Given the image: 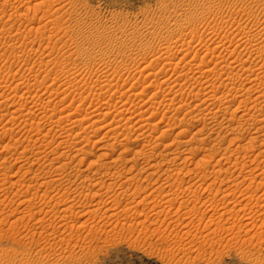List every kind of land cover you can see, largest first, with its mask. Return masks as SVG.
Here are the masks:
<instances>
[{
	"label": "rangeland",
	"instance_id": "374dc122",
	"mask_svg": "<svg viewBox=\"0 0 264 264\" xmlns=\"http://www.w3.org/2000/svg\"><path fill=\"white\" fill-rule=\"evenodd\" d=\"M236 11H243L242 21L264 23V0H0V136L11 135L0 154V264H264V137L254 133L264 130V115L257 112L264 114L258 99L264 84L252 87L249 73L240 72L236 89L224 88L230 77L214 63L237 55L213 49L234 38L219 17ZM204 53L212 63L202 72L213 65L216 72L187 73ZM170 58L176 64L182 59V66L169 67ZM243 58L251 63L255 56ZM152 72L173 80L158 76L151 82L146 75ZM192 92L200 96L192 98ZM48 94L55 106H49L46 123H38L31 100ZM65 106L87 125L71 130L62 121L46 139L52 108ZM123 109L137 115L125 130ZM211 109L228 116L216 122L225 126L220 135L204 125ZM246 112L251 120L244 125L240 116ZM22 116L37 119L38 126L23 124ZM95 119L105 129L95 131ZM235 126V136L229 135ZM113 127L119 128L114 135L108 133ZM65 131L74 133L62 149L57 145L63 138L54 139ZM40 136L43 142L33 141ZM245 143L254 147H239ZM61 161L70 163L66 170L57 168Z\"/></svg>",
	"mask_w": 264,
	"mask_h": 264
},
{
	"label": "bare ground",
	"instance_id": "6f19581e",
	"mask_svg": "<svg viewBox=\"0 0 264 264\" xmlns=\"http://www.w3.org/2000/svg\"><path fill=\"white\" fill-rule=\"evenodd\" d=\"M46 2V1H45ZM46 4V3H45ZM37 5H38V3H37ZM42 5V4H41ZM241 5V4H240ZM34 6V5H33ZM32 7V6H31ZM34 8V7H33ZM245 9V8H244ZM243 9V10H244ZM245 11V10H244ZM242 12L243 11H236V13L235 14H230V15H228V16H223L224 18H220L219 17V20H220V23H224V24H226L227 26H229V25H231V28H232V31H233V33L231 32V34H233L234 35V38L233 39H231L230 41H225L226 42V44H225V42H224V44H223V41H222V45L221 44H219L218 45V47L217 46H213V49L216 47V49H217V51H219L220 50V53H221V51H223V50H226V51H237V55H234V56H231L229 59L228 58H226V60L225 59H222L221 57H224V54H223V56H220V53H219V57L221 58L220 60H218V63H217V61H216V59H215V66L216 67H218V69L219 68H221L223 71L225 70L226 71V74L228 75V81L225 83V82H223L224 84V88H230V84H235L236 82H235V80L237 79V78H239L240 76H243L242 74L243 73H246V72H248L249 73V77L251 78V79H249V81L250 82H248L249 84H250V86H252L253 87V85H255V84H257V83H260V80H261V84L260 85H262V84H264V77L263 76H261V74H264V23H259L258 24V22H252V21H242L243 19L242 18H240L241 16H242ZM29 13V12H28ZM197 13V12H196ZM1 14V13H0ZM220 16V15H219ZM38 18V17H37ZM43 18V17H42ZM188 18V17H187ZM255 18V17H254ZM20 19V18H19ZM34 19V18H33ZM39 19V18H38ZM258 19V18H257ZM30 20V19H29ZM189 20V19H188ZM246 20V19H245ZM262 20V19H261ZM182 21V20H181ZM215 21V20H214ZM256 21V20H255ZM46 23V22H45ZM176 23V22H175ZM224 26V25H223ZM60 27V26H59ZM220 27V26H219ZM230 27V26H229ZM38 28V27H37ZM227 28V27H226ZM39 29V28H38ZM56 29V28H55ZM214 32H215V30H214ZM40 33V32H39ZM124 33V32H123ZM192 34V33H191ZM214 34V33H213ZM219 34V33H218ZM25 35V34H24ZM39 35V34H38ZM125 35V34H124ZM216 35V34H215ZM175 36H176V34H175ZM229 36V35H228ZM131 37V36H130ZM39 38V37H38ZM164 38V37H163ZM182 38V37H181ZM223 38V37H222ZM232 38V37H231ZM33 39V38H32ZM37 39V38H36ZM41 39H43V38H41ZM236 39V40H235ZM238 39V40H237ZM28 40V39H27ZM50 40H51V38H50ZM228 40V39H227ZM39 41V40H38ZM183 41V40H182ZM21 42V41H20ZM95 42V41H94ZM122 42V41H121ZM185 42V41H184ZM217 43H218V41H217ZM189 45V44H188ZM209 45V44H208ZM53 47V46H52ZM30 49V48H29ZM206 49H208L207 47H206ZM37 50V49H36ZM92 50V49H91ZM96 50V49H95ZM203 50V49H202ZM210 50H212V49H210ZM107 51V50H106ZM206 51V50H205ZM216 50H215V52H217ZM255 51V52H254ZM203 52V51H202ZM208 52H210L209 50H208ZM214 52V51H213ZM213 52H212V54H213ZM31 53V52H30ZM211 53V52H210ZM223 53V52H222ZM232 53V52H231ZM247 53H250L251 55H254L255 56V58H253V60H254V62H251V63H248V61H246L244 58H243V56L245 55V54H247ZM255 53H256V55H255ZM87 54V53H86ZM208 54V53H207ZM216 54V53H215ZM204 55H205V53H204ZM200 56V55H196L197 57H201L199 60H201L200 62H198L197 63V61H196V63L195 62H192L193 64H191V63H189L190 65L187 67L186 65H183V67L182 68H184L185 66L189 69H187L186 71H188L187 73H196V72H202L203 70H204V68H202L204 65H205V63H208V62H210V63H212L211 61H208V62H206L204 59H205V57H206V55L205 56ZM249 55V54H248ZM25 56H27V55H25ZM43 56V55H42ZM113 56V55H112ZM195 56V55H194ZM210 56V55H209ZM208 56V57H209ZM215 56V55H214ZM218 56L216 57L215 56V58H218ZM30 57V56H29ZM28 57V58H29ZM248 57V56H247ZM96 58V57H95ZM135 58V57H134ZM211 58H214L213 56L211 57ZM210 58V59H211ZM173 59V60H172ZM219 59V58H218ZM244 59V60H243ZM250 59V58H249ZM63 60V59H62ZM174 60H175V58H170V61H169V63L167 64L169 67L170 66H172L173 67V65H174V67L176 66V65H179V67H181L182 65L180 64V62L182 61V59H181V61L179 60L178 61V63L176 64V62H174ZM213 60V59H212ZM192 61V60H191ZM134 62V61H133ZM182 63V62H181ZM187 63V62H186ZM185 63V64H186ZM253 63H255V64H253ZM42 64V63H41ZM44 64V63H43ZM116 64V63H115ZM136 64V63H135ZM195 64V65H194ZM217 64V65H216ZM221 65V67H219L220 65ZM181 65V66H180ZM188 65V64H187ZM40 66V65H39ZM45 66V65H44ZM167 66V67H168ZM105 67V66H104ZM139 67V66H138ZM150 67V66H149ZM177 67V66H176ZM178 67V68H179ZM216 67H214V65L212 66V68H207V69H205V71L204 72H208L209 74L211 73V74H213L214 72L213 71H215V68ZM145 68V67H144ZM177 68V69H178ZM107 69V68H106ZM146 69V68H145ZM144 69V70H145ZM151 70H153L152 68H150ZM169 69V68H168ZM174 69V68H173ZM176 69V68H175ZM181 69V68H180ZM101 70V69H100ZM125 70V69H124ZM127 70V69H126ZM137 70V69H136ZM139 70H141V69H139ZM217 70V69H216ZM104 71V70H103ZM142 71V70H141ZM167 71V70H166ZM184 71V70H183ZM222 71V72H223ZM68 72H70V71H68ZM78 72V71H77ZM101 72V71H100ZM164 72V71H163ZM175 72V71H174ZM174 72H173V75H174ZM204 72H202L203 74H204ZM213 72V73H212ZM216 72V71H215ZM240 72H242V74L240 75L239 73ZM50 73V72H49ZM148 73H150V71L148 72ZM161 73V74H160ZM160 73H157V72H152L151 74H149V75H146L147 76V79H151V82H152V78H154V79H156V78H158V76L161 78V79H163V81L165 82V81H168V80H166L163 76H160V75H162V72H160ZM176 73V72H175ZM121 74H123V73H121ZM184 74H185V72H184ZM202 74V75H203ZM233 74V75H232ZM247 74V73H246ZM70 75V74H69ZM72 75V74H71ZM74 75V74H73ZM78 75V74H77ZM82 75V74H81ZM176 75V74H175ZM179 75V74H178ZM182 75V74H181ZM187 75V74H186ZM223 75V74H222ZM237 75L239 76V77H237ZM255 75V77L253 78V76ZM146 76H145V78H146ZM172 76V75H171ZM198 76V75H197ZM81 78H82V76H80ZM79 77V78H80ZM92 77V76H91ZM106 77V76H105ZM175 77V76H174ZM177 77V76H176ZM184 77H186V76H184ZM227 77V76H226ZM226 77H225V80H226ZM248 77V78H249ZM55 78V77H54ZM75 78H76V76H75ZM144 78V79H145ZM169 78H171V77H169ZM71 79V78H70ZM73 79V78H72ZM206 79V78H205ZM208 79V78H207ZM223 79V78H222ZM246 79H247V76H246ZM67 80V79H66ZM76 80V79H75ZM78 80V79H77ZM81 80V79H80ZM79 80V81H80ZM171 80H173L172 78H171ZM171 80H169L170 81V83H171ZM178 80V79H177ZM192 80V79H191ZM224 79H223V81H225ZM231 82H230V81ZM240 80V79H239ZM68 81V80H67ZM73 81H74V79H73ZM109 81V80H108ZM179 81V80H178ZM200 82H201V80H199ZM208 81V80H207ZM206 81V82H207ZM209 81H211V80H209ZM242 81H243V79H242ZM245 81V80H244ZM62 82V81H61ZM111 82V81H110ZM156 82V81H155ZM158 82V81H157ZM157 82H156V84H157ZM161 82V81H160ZM215 82V81H214ZM235 82V83H234ZM70 83V82H69ZM79 83V82H78ZM169 83V84H170ZM195 83V82H194ZM198 83V82H197ZM205 82H203L202 84H204ZM208 83V82H207ZM210 83H213V82H210ZM246 83V82H245ZM248 83H246V84H248ZM36 84V83H35ZM64 84V83H63ZM161 84V83H160ZM160 84H158V85H160ZM189 84V83H188ZM192 84V83H191ZM219 84H222L221 82L219 83ZM252 84V85H251ZM20 85V84H19ZM133 85V84H132ZM148 85V84H147ZM151 85V84H150ZM162 85V84H161ZM167 85V84H166ZM198 85V84H197ZM200 85V84H199ZM236 85L237 84H235V85H231L232 87H231V89H236ZM258 85V84H257ZM256 85V86H257ZM67 86V85H66ZM73 86V85H72ZM144 86V85H143ZM206 86H208V85H206ZM213 86V85H212ZM218 86H220V85H218ZM218 86L215 88V89H217L218 88ZM245 86V85H244ZM243 86V87H244ZM75 87V86H74ZM158 87V86H157ZM202 87V86H201ZM200 87V88H201ZM214 87V86H213ZM251 87V88H252ZM261 87H263V86H261ZM23 88V87H22ZM28 88V87H27ZM30 88V87H29ZM32 88V87H31ZM30 88V89H31ZM100 88V87H99ZM133 88V87H132ZM142 88H144V87H142ZM146 88V87H145ZM144 88V89H145ZM191 88V87H190ZM206 88V87H205ZM220 88V87H219ZM241 88V87H240ZM250 88V87H249ZM258 88H259V86H258ZM29 89V90H30ZM143 89V90H144ZM158 89V88H157ZM189 89V88H188ZM193 89V88H192ZM192 89H191V91H192ZM214 89V90H215ZM228 89L226 90V91H228ZM244 89V88H243ZM255 89V88H254ZM257 89V88H256ZM261 89V88H260ZM259 89V90H260ZM32 90V89H31ZM69 90V89H68ZM137 90V89H136ZM220 90V89H219ZM238 90H239V88H238ZM242 90V89H241ZM18 91V90H17ZM67 91V90H66ZM198 91V90H197ZM206 91V90H205ZM217 91H218V89H217ZM221 91V90H220ZM232 90H230V92H231ZM237 91V90H236ZM255 91V90H254ZM19 92V91H18ZM26 92V91H25ZM162 92H164V91H162ZM214 92V91H213ZM212 92V93H213ZM229 92V93H230ZM239 92V91H238ZM24 93V92H23ZM21 94L22 96L24 95V94ZM28 93H29V91H28ZM98 93V92H97ZM119 93V92H118ZM143 93V92H142ZM155 93V92H154ZM158 93V92H157ZM172 92H170V94H171ZM178 93V92H177ZM190 93V92H189ZM196 93V92H195ZM211 93V94H212ZM218 93H220L219 91L217 92V94ZM224 93H225V91H224ZM232 93V92H231ZM235 93V92H234ZM260 93V92H259ZM27 94V93H26ZM115 94V93H114ZM123 95H124V93H122ZM121 94V95H122ZM136 94V93H135ZM161 94V93H160ZM167 94V93H166ZM191 94H193V92L191 93ZM204 94V93H203ZM208 94V93H207ZM214 94H215V92H214ZM213 94V95H214ZM236 94V93H235ZM234 94V95H235ZM30 95V94H29ZM47 95V94H46ZM49 95V94H48ZM90 95V94H89ZM122 95V96H123ZM162 95V94H161ZM181 95V94H180ZM189 95V94H188ZM197 95L198 94H195V96H196V98H197ZM221 95V94H220ZM225 95H228L227 93L225 94ZM224 95V96H225ZM237 95V94H236ZM235 95V96H236ZM5 96V95H4ZM25 96V95H24ZM34 96V95H33ZM94 96V95H93ZM155 96V95H154ZM164 96V95H163ZM167 96V95H166ZM165 96V97H166ZM173 96V95H172ZM171 96V97H172ZM194 96V94H193V96H192V98L193 97H195ZM198 96H200V94L198 95ZM204 96V95H203ZM210 95H208L207 96V98L209 97ZM217 96V95H216ZM238 96H241L240 94L238 95ZM257 96H258V94H257ZM256 96V98H254L255 100H254V104H256V102H258L257 100L258 99H263L264 100V89L262 90L261 89V93L259 94V98ZM16 97V96H15ZM25 97H27V96H25ZM30 97H32V96H30ZM124 97V96H123ZM156 97V96H155ZM164 97V98H165ZM175 97V96H174ZM211 97V96H210ZM214 97V96H213ZM226 97V96H225ZM229 97V96H228ZM227 97V98H228ZM231 97H233V96H231ZM20 98H22V97H20ZM24 98V97H23ZM28 98V97H27ZM113 98V97H112ZM141 98V97H140ZM164 98L162 99V100H164ZM182 98V97H181ZM202 98V97H201ZM215 98H217V97H215ZM240 98V97H239ZM258 98V99H257ZM14 99V98H13ZM29 99H31V98H29ZM86 99V98H85ZM139 99V98H138ZM165 99H167V98H165ZM171 99H173V97L171 98ZM170 99V100H171ZM200 99V98H199ZM230 99V98H229ZM257 99V100H256ZM16 100V99H15ZM21 100V99H20ZM59 100V99H58ZM57 100V101H58ZM112 100V99H111ZM173 100H175V99H173ZM180 100V102L182 101L181 99H179ZM207 100V99H206ZM205 99H204V101H206ZM210 101H211V99H209ZM214 100V99H213ZM216 100V99H215ZM241 100V99H240ZM18 101V100H17ZM61 101V100H60ZM106 101V100H105ZM112 101H114V100H112ZM146 101V100H145ZM147 101H149V100H147ZM167 101H169L168 99H167ZM177 101V100H176ZM234 101H236V97H234L233 99H231L230 100V104H233L232 102H234ZM260 101V100H259ZM56 102V101H55ZM55 102H54V104H55ZM62 102H64V101H62ZM108 103H106V102H104V103H106V104H109V101H107ZM111 102V101H110ZM164 102V101H163ZM171 102H172V100H171ZM174 102V101H173ZM173 102L171 103V104H173ZM179 102V101H178ZM207 102V101H206ZM205 102V103H206ZM218 102V101H217ZM263 102V101H262ZM14 103V102H13ZM16 103V102H15ZM26 103V102H25ZM53 103V100H52V98L50 99V95L49 96H47V98H45V99H42V98H39V99H35V98H33L32 100H31V105H32V107L33 108H36V109H34L35 111H37L38 113H36V115L39 117V118H37V117H35V118H37V119H39L40 121L38 122V123H46V122H44V120H45V118L47 117V116H49V115H47L48 114V111H49V106H51V105H53L52 104ZM65 103V102H64ZM155 103V102H154ZM175 103V102H174ZM203 103V102H202ZM205 103H203V104H205ZM208 103H209V101H208ZM211 103H213L212 101L210 102V105H211ZM239 103V102H238ZM240 103H242V102H240ZM252 103H253V101H252ZM259 103V102H258ZM257 103V104H258ZM264 103V102H263ZM1 104H2V102H1ZM4 104V103H3ZM102 104H103V102H102ZM138 104V103H137ZM142 104V103H141ZM153 104V103H152ZM156 104V103H155ZM154 104V107L156 108V105ZM159 104V103H158ZM168 104V103H167ZM170 103H169V105H171ZM177 104V103H176ZM184 104V103H183ZM223 104V103H222ZM261 104V103H260ZM6 105V104H5ZM26 105V104H25ZM109 105H111V104H109ZM145 105H146V103H145ZM175 105V104H174ZM202 105V104H201ZM213 105H215V104H213ZM242 105V104H241ZM252 105V104H251ZM251 105H249L250 107H251ZM4 106V105H3ZM23 106V105H22ZM53 106H55V105H53ZM68 106V105H67ZM184 106V105H183ZM204 106V105H203ZM207 106L209 107V105L207 104ZM220 106V105H219ZM238 106V105H237ZM52 107V106H51ZM57 107V106H56ZM97 107H98V105H97ZM108 107V106H107ZM113 107V106H112ZM129 107V106H128ZM196 107V106H195ZM227 107V106H226ZM240 107V106H239ZM254 107V106H253ZM263 107V106H262ZM7 108V107H6ZM47 108H48V110H47ZM72 108V107H71ZM106 108V107H105ZM104 108V109H105ZM123 108V107H122ZM140 108V107H139ZM149 109H154L153 108V106H151V107H148ZM207 108V107H206ZM206 108H205V110H206ZM212 108V107H211ZM237 109H238V107H236ZM245 108H246V106H245ZM248 108V107H247ZM54 109V111L52 112V118H50L51 120L48 122V125H49V129L47 130V133H46V135H45V138L47 137V135L49 136V134L50 133H52L51 131H54V128H57V127H59V124L62 122V121H67L68 122V124L70 125V129L71 130H73L72 128H74V127H76L77 125H80V126H82V124L81 123H83V122H85V120L86 119H84L85 117V115L87 116V114H85L84 116L82 115V117H84V118H81V116H80V118L78 119V117L77 118H75L76 117V115L74 114V113H72V112H74V111H72L71 113H68V109L69 108H67L66 106L64 107V108H62V110H57L56 111V109L55 108H52V110ZM118 109V108H117ZM129 109V108H128ZM122 110L120 113H119V115L120 116H122L121 118L124 120V123H123V130H125V129H128L129 127H131L132 125H131V123H132V118H131V116H134L133 115V112L132 111H130V110ZM146 109V108H145ZM201 109V108H200ZM199 109V110H200ZM204 109V108H203ZM202 109V110H203ZM208 109V108H207ZM230 109V108H229ZM99 110V109H98ZM103 110V109H102ZM116 110V109H115ZM121 110V109H120ZM212 110V109H211ZM239 110V109H238ZM238 110H237V112H238ZM241 110H243V109H241ZM241 110H239V111H241ZM250 110V109H249ZM261 110H263V109H261ZM258 111L257 110V112L259 113V114H261L260 116H263L264 114L262 113V111ZM8 111V110H7ZM50 111H51V108H50ZM49 111V112H50ZM135 111V110H134ZM139 111V110H138ZM210 111V110H209ZM233 111H234V109H233ZM232 111V112H233ZM235 111H236V109H235ZM245 111V110H244ZM243 111V112H244ZM70 112V111H69ZM99 112V111H98ZM107 112V111H106ZM119 112V111H118ZM142 112V111H141ZM155 112V111H154ZM222 112V111H221ZM242 112V111H241ZM242 112V113H243ZM254 112H255V110H254ZM253 112V113H254ZM257 112H255V113H257ZM30 113V112H29ZM109 113V112H108ZM107 113V114H108ZM135 113H136V111H135ZM134 113V114H135ZM153 113V112H152ZM209 113V114H208ZM207 114V116H208V119H210L208 122H205L206 124H204V125H206V127H208V129L210 130V133H215L216 131H218V134L220 135V133H221V130H222V128H223V124L220 122V124H219V126L217 127V121L219 120V118H222V119H226L228 116L225 114H223V115H221V113L219 114L218 112H216V111H210V112H208ZM234 113V112H233ZM236 113V112H235ZM239 113V112H238ZM241 113V119L243 120V122L242 121H240L241 123H243L244 125H245V123L246 122H249L250 120H251V118H249L248 116H250L249 115V113L248 112H246V113H248V115L245 113V114H242ZM252 113V114H253ZM90 114V113H89ZM136 114H138V113H136ZM205 114V113H204ZM229 114V113H228ZM259 114H257V115H259ZM25 115V114H24ZM28 115V114H27ZM78 115H79V113H78ZM118 115V114H117ZM229 115H231V114H229ZM233 116H234V114H232ZM232 115L230 116V117H232ZM255 115V114H254ZM10 116V115H9ZM92 117L94 116V114H92L91 115ZM105 116H108V115H105ZM137 116V115H136ZM136 116H134V117H136ZM139 116V115H138ZM153 116V115H152ZM236 116V115H235ZM18 117V116H17ZM23 117V116H22ZM33 117V116H32ZM95 118H96V116H94ZM101 117V116H100ZM99 117V118H100ZM114 117V116H113ZM151 117V116H150ZM194 117V116H193ZM206 117V116H205ZM251 117V116H250ZM19 118V117H18ZM49 118H48V120H49ZM91 117H89L87 120H89ZM102 118V117H101ZM108 118V117H107ZM106 118V119H107ZM119 118V117H118ZM204 118V117H203ZM236 118V117H235ZM11 119V118H10ZM37 119H32L30 116H24L23 117V119H22V122H23V124H25V125H30V126H32L34 129L36 128V125L38 126V123H37ZM47 119V118H46ZM94 119V118H93ZM93 119H91V120H93ZM96 119H98V118H96ZM95 119V122L93 123V124H91V122H90V124L93 126V127H96V129H95V131H97L98 129H100V130H103V129H105L104 127H105V125H100V123L102 122L101 120V122L99 121L98 122V120H96ZM121 119V120H122ZM134 119V118H133ZM143 119V118H142ZM150 119V118H149ZM205 119V118H204ZM203 119V120H204ZM12 120V119H11ZM20 120V119H19ZM47 120V121H48ZM115 120V119H114ZM120 120V119H119ZM119 120L117 119V121L119 122ZM143 120H145V119H143ZM206 120V119H205ZM229 120V119H228ZM254 120H255V117H254ZM262 120H263V118H262ZM261 119H260V121H262ZM94 121V120H93ZM97 121V122H96ZM108 121V120H107ZM194 121V120H193ZM11 122V121H10ZM20 122V121H19ZM122 122V121H121ZM140 122V121H139ZM144 122V121H143ZM142 121L140 122V123H143ZM217 122V123H216ZM259 122V121H258ZM8 123V122H7ZM78 123H80V124H78ZM88 123V122H87ZM111 123H112V121H111ZM134 123V122H133ZM135 123H136V121H135ZM138 123V122H137ZM136 123V124H137ZM89 124V123H88ZM240 124V123H239ZM243 124H240V126H242ZM252 124V123H251ZM85 125H87L86 124V122H85ZM91 125H90V127H91ZM98 125V126H97ZM108 125V124H107ZM119 125V124H118ZM117 125V126H118ZM121 125V124H120ZM256 125V124H255ZM19 126V125H18ZM232 126V125H231ZM230 126V127H231ZM31 127V128H32ZM40 127V126H39ZM45 127V126H44ZM86 128H87V126H85ZM84 127V129H86ZM97 127H98V129H97ZM121 127L119 126V128L121 129ZM133 127V126H132ZM225 127V126H224ZM228 127V126H227ZM262 127V126H261ZM12 128V127H11ZM26 128V127H25ZM32 128V129H33ZM38 128V127H37ZM64 129L63 130H65L66 128L65 127H63ZM118 128V129H119ZM138 128H139V126L137 127V131H139L138 130ZM144 128V127H143ZM229 128V127H228ZM237 127L235 126L234 128H231V133L229 132V135H234L235 134V131L237 132V129H236ZM246 128V127H245ZM92 129H94V128H92ZM106 129H107V127H106ZM118 129H116V128H112L110 131H108V133H114V134H116L115 132H118ZM131 129V128H130ZM129 129V130H130ZM207 129V128H206ZM207 129V130H208ZM224 129V128H223ZM230 129V128H229ZM228 129V130H229ZM240 129H242V128H240ZM240 129H238V131L240 130ZM250 129V128H249ZM4 130V129H3ZM11 130V129H10ZM31 130V129H30ZM42 130V129H41ZM41 130H40V128L39 129H37V131H39L40 133H41ZM135 130V131H136ZM141 130V129H140ZM147 130V129H146ZM199 131H200V129H198ZM12 131V134H13V130H11ZM18 131V130H17ZM81 131V130H80ZM85 131V130H84ZM120 131V130H119ZM122 131V130H121ZM131 131V130H130ZM187 131V130H186ZM197 131V130H196ZM242 131V130H241ZM247 131V130H246ZM9 132V131H8ZM21 132V131H20ZM29 132V131H28ZM70 132V131H69ZM87 132H89V131H87ZM106 132V131H105ZM105 132H103V133H105ZM125 132V131H124ZM198 132V131H197ZM248 132V131H247ZM250 132V131H249ZM257 133V135L258 134H260L261 136H263L264 137V130L261 128V130L260 129H257V131L255 130L254 131V133ZM11 133V132H10ZM38 133V132H37ZM71 133H74V131L73 132H70V134H68V131H65V132H62V133H58L59 135H58V137L56 136V138L54 139V140H59V138L60 139H62L63 138V140H60V142H59V145H57V146H64V143H66L68 140H70L69 138H70V136H71ZM76 133V132H75ZM143 133V132H142ZM181 133H184L183 131L181 132ZM181 133H180V135H181ZM196 133V132H195ZM195 133L193 134V135H195ZM201 133V132H200ZM205 133V132H204ZM255 133V134H256ZM2 134H3V132H2ZM27 134V133H26ZM29 134V133H28ZM77 134V133H76ZM79 134V133H78ZM78 134H77V136H78ZM81 134V133H80ZM114 134H112V135H114ZM122 134H123V132H122ZM161 134H163V133H161ZM196 134H198V133H196ZM228 134V133H227ZM238 134H239V132H238ZM241 134V133H240ZM242 134H244V133H242ZM36 135V134H35ZM86 135H88V134H86ZM103 135H106V133L105 134H103ZM107 135H109V134H107ZM106 135V136H107ZM111 135V137H113ZM126 135V134H125ZM142 135V134H141ZM192 135V136H193ZM209 135H211V134H209ZM216 135V134H215ZM222 135V134H221ZM229 135H227V136H229ZM255 136V137H252L251 138V136L249 137L251 140L250 141H252L253 142V140H257L259 137H260V135L259 136ZM11 136V135H10ZM10 136H8V134L7 133H4L3 135H1L0 136V154L2 153V151H4L6 148L5 147H7L8 148V144L6 143H4V142H6V140L10 137ZM27 136V135H26ZM38 136H39V134H38ZM72 136H73V134H72ZM75 136V135H74ZM77 136H76V138H77ZM82 136V135H81ZM119 136H120V134H119ZM191 136V137H192ZM217 136V135H216ZM235 136V135H234ZM236 136H238V135H236ZM245 136V135H244ZM244 136H239V137H237V139L236 140H238V138H240V137H244ZM19 137V136H18ZM50 137H51V135H50ZM111 137H110V139H111ZM178 137H179V135H178ZM194 138H195V136H193ZM14 138V137H13ZM30 140H32L33 139V136H29L28 137ZM41 136L39 137V138H36L35 140H33V141H35V142H37L38 143V140H39V142H41L40 140H41ZM45 138H42V142L44 141L43 139H45ZM52 138V137H51ZM83 138V137H82ZM81 138V139H82ZM116 138V137H115ZM127 138V137H126ZM128 138H129V135H128ZM127 138V139H128ZM177 138V137H176ZM190 138V137H189ZM201 138V137H200ZM241 138V141L244 139H242ZM19 139V138H18ZM47 139V138H46ZM74 139H75V137H74ZM79 139V138H78ZM126 139V140H127ZM158 139V138H157ZM196 139V138H195ZM213 139V138H212ZM219 139H221V138H219ZM233 139H234V137H233ZM233 139H232V141H233ZM264 139V138H263ZM9 140H10V138H9ZM83 140V139H82ZM100 140V139H99ZM159 140V139H158ZM190 140V139H189ZM203 140V139H202ZM235 140V139H234ZM240 140V139H239ZM22 141V140H21ZM28 141V140H27ZM53 141V140H52ZM129 141V140H128ZM195 141H197V139L195 140ZM204 141V140H203ZM203 141H201V143H203ZM213 141V140H212ZM216 141V140H215ZM219 141V140H218ZM249 141V140H248ZM248 141L246 142L247 144H248ZM18 142V141H17ZM35 142H33V143H35ZM47 142V141H46ZM69 142V141H68ZM199 142H200V140H199ZM205 142V141H204ZM221 142V141H220ZM219 142V143H220ZM234 142V141H233ZM236 142V141H235ZM238 142V141H237ZM252 142H250V143H252ZM264 142V141H263ZM19 143V142H18ZM54 143V142H53ZM72 143V142H71ZM70 143V144H71ZM245 143V145H246V147L244 146V145H241L240 144V146L239 147H243L244 149H247V148H249L250 149V147H252V146H249V147H247L248 145ZM10 144V143H9ZM17 144V143H16ZM29 144V143H28ZM48 144H50V143H48ZM52 144V143H51ZM69 144V143H68ZM172 144H173V141H172ZM230 144V143H229ZM232 144H234V143H232ZM243 144V143H242ZM39 145H41V144H39ZM45 145V144H44ZM108 145V144H107ZM130 145V144H129ZM147 145V144H146ZM198 145H200V144H198ZM11 146V145H10ZM29 146V145H28ZM31 146V145H30ZM46 146H48V145H46ZM69 146V145H68ZM201 146V145H200ZM213 146V145H212ZM215 146V145H214ZM17 147V146H16ZM15 147V148H16ZM34 147V146H33ZM61 147V148H62ZM254 147V146H253ZM252 147V148H253ZM14 147H12V149H13ZM18 148V147H17ZM37 148V147H36ZM46 148V147H45ZM48 148H50V146L48 147ZM54 148V147H53ZM52 148V149H53ZM83 148V147H82ZM103 148V147H102ZM113 148V147H112ZM238 148V147H237ZM251 148V149H252ZM10 149V148H9ZM33 149V148H32ZM59 149V147H57L56 148V150H58ZM63 149V148H62ZM80 149V148H79ZM179 149V148H178ZM177 149V150H178ZM181 149V148H180ZM195 149V148H194ZM207 149V148H206ZM249 149H248V151H249ZM250 149V150H251ZM17 150V149H16ZM261 150V149H260ZM9 151H11V150H9ZM36 151V150H35ZM52 151V150H51ZM113 151V150H112ZM126 151V150H125ZM142 151V150H141ZM141 151L139 152V153H141ZM183 151H185V150H183ZM189 151H190V154H191V151L192 150H190L189 149ZM195 151V150H194ZM55 152V151H54ZM57 152V151H56ZM143 152V151H142ZM175 152V151H174ZM182 152V151H181ZM43 153V152H42ZM57 153H59V152H57ZM56 153V154H57ZM64 154H65V151L63 152ZM135 153H137V152H135ZM139 153H137L136 155H138ZM162 153V152H161ZM179 153V152H178ZM187 153V152H186ZM193 153H195V152H193ZM63 154V155H64ZM78 154V153H77ZM112 154V153H111ZM122 154V153H121ZM175 154H176V152H175ZM188 154V153H187ZM197 154V153H196ZM103 155V154H102ZM172 155V154H171ZM253 155H255V154H253ZM257 155H260V154H258L257 153ZM257 155H255V156H257ZM59 156V155H58ZM62 156V155H61ZM68 156V155H67ZM66 156V157H67ZM73 156V155H72ZM105 156H108V155H105ZM104 156V157H105ZM193 156V155H192ZM209 156H212V155H209ZM39 157V156H38ZM56 158H57V156H55ZM60 157V156H59ZM111 157V156H110ZM109 157V158H110ZM163 157V156H162ZM229 157H230V155H229ZM69 158V157H68ZM72 158V157H71ZM135 158V157H134ZM189 158V157H188ZM187 158V159H188ZM221 158H223V157H221ZM221 158H219V159H221ZM225 158V157H224ZM227 158V157H226ZM35 159V158H34ZM114 159V158H113ZM112 158H111V161L113 160ZM116 159H118V157L117 158H115L114 159V161L116 160ZM171 159V158H170ZM173 159H174V157H173ZM186 159V158H185ZM203 159V158H202ZM201 159V160H202ZM211 159H212V157H211ZM73 160V159H72ZM134 160V159H133ZM169 160V159H168ZM223 160V159H222ZM225 160V159H224ZM224 160H223V162H224ZM257 160V159H256ZM16 161V160H15ZM21 161V160H20ZM41 161V160H40ZM55 160H53V162H54ZM148 161H149V159H148ZM187 161V160H186ZM210 161V160H209ZM226 161V160H225ZM228 161V160H227ZM227 161L225 162V163H227ZM254 161V160H253ZM24 162V161H23ZM57 162V161H56ZM65 162V161H64ZM64 162H62L61 161V164H59V166L57 167V168H62V169H64V170H66L67 168H68V166L70 165V163H64ZM81 162H82V160H81ZM81 162H80V164H81ZM170 162V161H169ZM230 162V161H229ZM111 163V162H110ZM202 163H203V160H202ZM218 163H221V161L219 160L218 161ZM224 163V164H225ZM105 164V163H104ZM148 164H150V162L148 163ZM152 164V163H151ZM157 164V163H156ZM164 164V163H163ZM199 164V163H198ZM222 164V163H221ZM228 164H230V163H228ZM31 165V164H30ZM160 165V164H159ZM172 165V164H171ZM219 165V164H218ZM23 166V165H22ZM114 166V165H113ZM151 166V165H150ZM156 165L154 164L153 165V168L155 167ZM168 166V165H167ZM173 166V165H172ZM152 167V166H151ZM162 167V166H161ZM200 167H201V165H200ZM223 167V166H222ZM240 167H242V166H240ZM245 167V166H244ZM54 168H55V166H54ZM144 168V167H143ZM160 168V167H159ZM158 168V169H159ZM235 168V167H234ZM237 168V167H236ZM49 169V168H48ZM146 169V168H145ZM154 169H157L156 167L154 168ZM153 169V170H154ZM161 169V168H160ZM159 169V170H160ZM195 169V168H194ZM257 169V168H256ZM1 170V169H0ZM64 170H62L63 172H64ZM168 170V169H167ZM175 170V169H174ZM190 170V169H189ZM253 170H255V169H253ZM3 171V170H2ZM194 171V170H193ZM251 171V170H250ZM53 172H56V173H59L60 172V170H57L56 168L54 169V171ZM113 172V171H112ZM165 172V171H164ZM179 172V171H178ZM206 172V171H205ZM247 172V171H246ZM16 173V172H15ZM61 173V172H60ZM168 173V172H167ZM174 173V172H173ZM176 173V172H175ZM174 173V174H175ZM49 174V173H48ZM104 174V173H103ZM125 174V173H124ZM263 174V173H262ZM39 175V174H38ZM55 175V174H54ZM57 176H58V174H56ZM114 175V174H113ZM177 175H179V173L177 174ZM47 176V175H46ZM45 176V177H46ZM51 176V175H50ZM60 176V175H59ZM102 176H104V175H102ZM180 176V175H179ZM258 176V175H257ZM44 177V178H45ZM111 177V176H110ZM42 178V177H41ZM53 178H55V177H52L51 178V184H52V180H53ZM57 178V177H56ZM75 178V177H74ZM4 179V178H3ZM39 179H40V177H39ZM39 179H37V180H39ZM43 179V178H42ZM48 179V178H47ZM61 179H62V177H61ZM109 179V178H108ZM129 179V178H128ZM46 180V179H45ZM49 180V179H48ZM56 180V179H55ZM54 180V181H55ZM58 180V179H57ZM76 180V179H75ZM113 180V179H112ZM147 180V179H146ZM156 180V179H155ZM252 180V179H251ZM11 181V180H10ZM60 181V180H59ZM43 182H45V181H43ZM97 182V181H96ZM103 183L102 184H104V182H105V184L107 183L106 181H102ZM157 182V181H156ZM100 183V182H99ZM121 183V182H120ZM170 183V182H169ZM186 183V182H185ZM40 184H42V183H40ZM39 184V185H40ZM43 184H45V183H43ZM42 184V185H43ZM110 184V183H109ZM108 184V185H109ZM162 185H163V183H161ZM179 184V183H178ZM45 185H49V182H47ZM111 186H113L114 185V183H112L111 182V184H110ZM160 185V184H159ZM158 185V186H159ZM115 186V185H114ZM113 186V187H114ZM106 187H108V186H106ZM165 187V186H164ZM187 188V187H186ZM170 189V188H169ZM188 189V188H187ZM10 190V189H9ZM67 190V189H66ZM70 190V189H69ZM74 190V189H73ZM155 190V189H154ZM65 191V190H64ZM63 191V192H64ZM128 191V190H127ZM184 192V191H183ZM56 193V192H55ZM66 193H67V191H66ZM72 193H73V191H72ZM171 193V192H170ZM39 194V193H38ZM44 194H46V193H44ZM65 194V193H64ZM71 194V193H70ZM183 194V193H182ZM42 195V194H41ZM56 195V194H55ZM73 195V194H72ZM187 195V194H186ZM66 196H69V195H66ZM65 196V197H66ZM183 196V195H182ZM36 197V196H35ZM47 197V196H46ZM7 198V197H6ZM6 198H5V200H6ZM33 198V197H32ZM45 198V197H44ZM46 199V198H45ZM52 199V198H51ZM31 200V199H30ZM187 201V200H186ZM2 202V201H1ZM99 202H101V201H99ZM3 203V202H2ZM1 204V203H0ZM107 204V203H106ZM171 204V203H170ZM112 207V206H111ZM67 208V207H66ZM70 208H72V207H70ZM65 209V208H64ZM248 209H250V208H248ZM68 210V209H67ZM66 209H65V211H67ZM258 210V209H257ZM48 211V210H47ZM62 211V210H61ZM249 212V211H248ZM17 219V218H16ZM66 219V218H65ZM248 219V218H247ZM42 220V219H41ZM14 221V220H13ZM57 223V222H56ZM47 225V224H46ZM45 225V226H46ZM54 226V225H53ZM47 228V227H46ZM67 228V227H66ZM65 228V229H66ZM72 228H70V230H71ZM57 233V232H56ZM58 241V240H57ZM46 263V262H45Z\"/></svg>",
	"mask_w": 264,
	"mask_h": 264
}]
</instances>
